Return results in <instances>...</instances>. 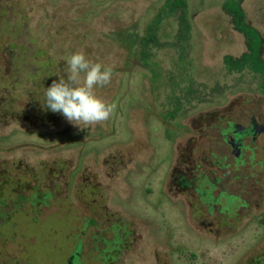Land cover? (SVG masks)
I'll return each instance as SVG.
<instances>
[{
  "label": "flooded vegetation",
  "instance_id": "af4514ba",
  "mask_svg": "<svg viewBox=\"0 0 264 264\" xmlns=\"http://www.w3.org/2000/svg\"><path fill=\"white\" fill-rule=\"evenodd\" d=\"M246 20L247 23L239 19L230 23L235 27L230 28L233 33H227L229 38L223 35V30L208 40L197 38L203 45L193 55L202 56L203 67L211 71L208 77L198 73L200 78L193 77L184 85L175 76L178 57L164 54L166 50L157 52V47L167 48V42H173L183 50L191 40L177 43L173 35H151L152 39H145L156 44L151 52L155 59L161 54L160 66L139 63L138 58L142 54L147 56L152 43H144L147 49L135 59L130 56L132 60L128 62L129 55L115 34L106 36L110 49L104 57L109 60L102 62L103 55L93 52V62L99 61L112 69L111 82L97 86L95 91L108 89L110 104L111 97L120 95V88H125L130 74L138 69L135 82L141 84L148 111L145 112L140 102L131 101L129 116L133 121L138 120L137 125L140 120V126L129 125L131 132L127 139L110 147L111 150L108 148L104 159L101 155L97 157L99 162L93 168L98 181L81 177L69 192L66 191L69 182L64 181L61 170L53 174L55 179L50 186L33 176L32 184L27 186L30 196L25 200L21 195L10 201V213L23 214L30 224L43 215L41 207L51 203L57 205L56 212L66 210L70 214L68 218L77 220L79 233L63 264H123V258L125 264H206L209 242L214 244L213 250L219 248L211 253L212 261L264 264V246L259 247L253 229L257 219H264V33L256 28L257 24L254 26ZM222 23L218 21L225 28L229 25ZM238 25H244V29H237ZM249 38L250 42L245 43ZM213 41L220 43L213 47ZM192 57L188 54L178 59L181 70L191 72ZM189 61L191 66L184 65ZM236 64L243 68L235 67ZM232 67L237 72L231 71L229 76ZM113 89L117 91L112 93ZM176 94L182 102H177ZM122 103L121 100L114 103L117 116H124L119 109ZM158 127L164 130V138L168 137L169 142L172 135L176 136L163 191L169 208H177L176 212H162L161 200L152 188L159 170L158 165L151 163L153 153L159 148L155 142ZM138 142L145 147H139ZM144 165L149 166L144 168ZM26 202L30 204L29 212L23 211ZM173 213L182 215L191 229V237L201 239L198 244H194L195 238L191 241L181 233L173 217L166 216ZM167 220L171 221L170 227ZM13 229L22 236L0 234V264H26L28 260L36 264L30 246L23 241V231ZM87 230L89 255L84 256L85 245L76 236Z\"/></svg>",
  "mask_w": 264,
  "mask_h": 264
},
{
  "label": "rangeland",
  "instance_id": "374dc122",
  "mask_svg": "<svg viewBox=\"0 0 264 264\" xmlns=\"http://www.w3.org/2000/svg\"><path fill=\"white\" fill-rule=\"evenodd\" d=\"M0 8H3L4 12L3 22L0 23V56L4 62L0 73L11 70L12 73L16 72L14 76L18 81V84L15 85L17 93L19 91L23 93L24 90L29 89L32 82L36 85L35 79L32 77V75L38 77L36 63L29 55L33 54L38 57L40 52L36 50L30 52L29 47L32 45L29 43L31 40L34 41L36 49L43 51L45 59L51 58L54 62L53 65L56 66L52 73L53 80L48 81L50 86L61 76L67 78L66 59L78 51H83L91 61L94 59L92 56L95 50L97 55H103L102 62L109 60V57H104L105 51L110 49L106 41V36L109 34L118 36L117 39L120 40L118 43L129 55L128 62L132 60L130 56L135 59L138 53L147 49L143 46L144 43H152V46L147 49V56L144 57L142 54L138 58L139 63L142 62L147 66H160L161 63L158 60L161 54H158L156 59L152 57L155 54L151 50L156 44L153 41H144L152 39L151 35L167 37L173 35L178 40L177 43L191 40L192 42H189L188 47L183 50L179 44L173 42H167V48L166 45L162 48L157 47V52L166 50L164 54L171 55V57L176 55L178 59L188 54L194 57H192L194 61L191 68L192 73L181 70L182 64L177 59L178 70L175 76L178 78V83L182 82L184 85V82L193 79V77L200 78L198 73L208 77L211 71V69L203 67L205 63L202 56L193 55L196 54V49L200 50V45H203L202 41L197 39L198 37L208 40L211 36L218 35L221 30H223V35L228 36L227 33H233L231 29L235 27L230 23L238 19L243 23H247L246 19H248L253 22L254 26L257 24L256 28L264 33V0H0ZM218 21L229 25L225 28L224 25H218ZM243 26L236 27L240 30L244 29ZM246 27L251 28V26ZM253 37L256 40V37ZM250 40V38L245 40V43ZM218 43L213 41L212 45ZM21 44L27 47V51L19 49ZM169 44L176 47L171 49ZM189 51L190 53H188ZM21 52L22 56L26 53V59H22L14 65L13 55H18ZM170 59L172 60V58ZM139 63L134 64L139 65ZM184 65L191 66L192 63L189 61ZM235 67L243 68L238 64ZM137 70L135 69L128 79L126 77L127 83L124 85L125 88H120V95L114 94L111 97L114 101L112 100L110 104L119 100L123 101L119 109L124 116L120 114L117 116V108H115L107 121L96 124V126L93 125L94 127L76 126L64 116L58 117L56 113L49 114L52 117H43L40 121L35 119L37 122L34 120L28 124L23 118L25 116L20 114L30 107L29 99H18L15 101L14 107L7 103L10 100L8 97L6 104H3V116L6 119L0 118V184L2 186L0 192V234L6 237H9L10 234L22 236L20 231L13 228L21 229L24 233L23 241L30 246L32 258L36 264H63L67 260L66 254L72 249L73 239L79 233L75 225L77 220L68 218L70 214L66 210L56 212L58 211L57 205L51 203L47 206L43 205L41 207L43 215L30 224V219L25 220L22 217L23 214L10 213L12 212L10 201H13L17 196H25V200L26 196H30L27 186L32 184L33 176L34 178L39 177L50 186L55 179L53 174L61 170L64 181L69 182V186H67L69 188H66V191L69 192L74 189L75 180L81 177L88 181L99 180V178H97L98 180L95 178L96 172L93 168L99 162L97 157L101 155L104 159L108 148L111 150L110 147L120 144L119 142L123 139L126 140L131 132L129 125H135L136 128L140 126V120L137 125L136 121L138 120L133 121L134 118H131V114L129 116L131 101H135L136 104L140 102L146 110L145 112L148 111V104L140 90L141 84L135 82L137 81L135 77ZM22 71L32 75L28 77L29 74H27L25 78L21 75ZM231 71L237 72L232 67L229 70V76H231ZM186 84L191 85L190 82ZM116 91L113 89L112 93ZM95 94L108 103L110 98L108 89L96 90ZM5 98L6 96L2 94L0 101ZM37 102H41V100L34 98L32 103L36 105ZM133 102L132 105L135 104ZM177 102H182L178 95ZM16 109L18 113H14ZM157 130L159 136L155 142L159 148L156 154L153 153L151 163L158 165L159 170L158 178L152 181V188L156 193V198L161 200L162 212H176L177 208H169V200L166 199L163 192L164 179L168 176L169 167H171L172 141L176 136L172 135L171 142H169L168 137L164 138V130L159 127ZM138 144L139 147H145L142 142H138ZM148 166L146 165L144 168H148ZM67 196L70 197L69 194ZM68 205L70 206V204ZM23 211H30L29 203H24ZM153 216L156 217V214ZM166 216L173 217L172 219L179 223L178 227L181 233L190 237L191 241L195 240L194 244L201 241L199 237H191V229L182 215L173 213ZM256 222L257 224L253 227L257 235L255 238L259 247H262L264 246V219H257ZM170 224L171 221L167 220L166 225L170 227ZM245 226L250 227L249 225ZM54 229L57 231L55 232ZM88 234L89 230L79 237L76 236L77 241L81 239L85 245L84 256L89 255ZM193 238L195 239L192 240ZM243 238L246 237L243 236ZM211 243L208 244V253L205 251L206 264H222L218 258L214 260L219 261H212L210 258L211 253H215L219 249L216 246L217 248L213 250L214 244L212 246ZM57 246L60 247L57 248ZM200 255H202L201 252H199V257H201ZM124 261L123 258V264H125ZM31 262L28 260L26 264H31Z\"/></svg>",
  "mask_w": 264,
  "mask_h": 264
},
{
  "label": "clouds",
  "instance_id": "9594fccd",
  "mask_svg": "<svg viewBox=\"0 0 264 264\" xmlns=\"http://www.w3.org/2000/svg\"><path fill=\"white\" fill-rule=\"evenodd\" d=\"M65 73L66 79L61 76L45 89V106L80 127L107 121L116 105L99 98L95 88L111 82V67L93 62L83 51H78L66 59Z\"/></svg>",
  "mask_w": 264,
  "mask_h": 264
},
{
  "label": "trees",
  "instance_id": "16d2710c",
  "mask_svg": "<svg viewBox=\"0 0 264 264\" xmlns=\"http://www.w3.org/2000/svg\"><path fill=\"white\" fill-rule=\"evenodd\" d=\"M0 9H1V12H0L1 21H0V23H1V22H3V19H4L2 16L4 12H3V8H0ZM30 44L32 45V47H29L30 52H32L33 50L40 52L38 57L33 56V54L29 55V56H31V58L34 59V62L36 63L35 68H36V71H37L36 74L38 77H35L34 75H32L31 73L29 74L26 71L25 72L22 71L21 75L25 76V78H26L27 74H29V75H27L28 77L30 75H32V77L35 79L34 82L36 83V85L32 82V85H30L31 87L29 89L24 90L23 93H21L20 91L17 93L15 90V85L18 84V81L14 76L16 72L12 73V70H11V71H8L6 73H4V72L0 73V99H1L2 94H4L6 96V98L4 99L5 101L4 100L0 101V118H3V119L5 118L3 116V108L2 107H3V104H6V100L8 99V97H10V100L7 101V103H9L12 106H14L15 101H18V99L21 100V98H22V100H24V98H26V99H29L28 105L30 107L28 109H26L25 111L21 112L22 114H20V115L27 116V117H23V118L25 121H27L28 124L31 123L32 121H34L35 119L40 121L43 118V117H28L30 115H33V114L49 115V114L54 113L45 106V104H44V101H45L44 93H45V89L50 87L48 81L53 80L52 78H54V77H53L52 73L54 72V70L56 68V66L53 65L54 62L51 58L48 60L45 59L46 57L44 56L43 51L36 49L37 47L36 48L34 47V41L33 40L30 41L29 45ZM19 46H20L19 49H21V51H27V47H25L24 45L21 44ZM22 59L23 60L26 59V53L24 54V56H22V52L19 53L18 55L14 54L12 57V62L14 65H16V63H18V61H21ZM3 62H4V60L0 56V72H1V67H2ZM48 75H50V76H48ZM45 79H47V80H45ZM34 98L41 100V102H37L36 105H33L32 102L34 101ZM14 113H18V110L16 109V111H14ZM56 114H58L57 116H60L61 113H56ZM4 183H6V182H4ZM1 190H2V186L0 184V192H1ZM0 195H1V193H0ZM1 198L4 199V197H2V196H1ZM1 205H3V203H1Z\"/></svg>",
  "mask_w": 264,
  "mask_h": 264
}]
</instances>
